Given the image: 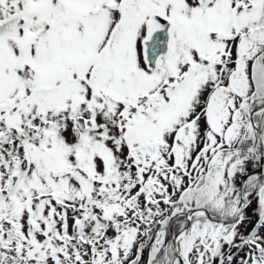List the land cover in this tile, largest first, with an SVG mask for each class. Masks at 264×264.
Returning a JSON list of instances; mask_svg holds the SVG:
<instances>
[{
	"label": "snow or ice",
	"instance_id": "1",
	"mask_svg": "<svg viewBox=\"0 0 264 264\" xmlns=\"http://www.w3.org/2000/svg\"><path fill=\"white\" fill-rule=\"evenodd\" d=\"M0 264H264V0H0Z\"/></svg>",
	"mask_w": 264,
	"mask_h": 264
},
{
	"label": "rangeland",
	"instance_id": "2",
	"mask_svg": "<svg viewBox=\"0 0 264 264\" xmlns=\"http://www.w3.org/2000/svg\"><path fill=\"white\" fill-rule=\"evenodd\" d=\"M248 216L251 217L252 222H250V223L247 225V228L242 229V231H245V232L251 230V228L254 226V222H255V219H256L255 216L253 215V213H252L251 210L248 211ZM69 223H70V225H71V214H70ZM241 255H242V253H241ZM145 257H146V253H145Z\"/></svg>",
	"mask_w": 264,
	"mask_h": 264
},
{
	"label": "trees",
	"instance_id": "3",
	"mask_svg": "<svg viewBox=\"0 0 264 264\" xmlns=\"http://www.w3.org/2000/svg\"><path fill=\"white\" fill-rule=\"evenodd\" d=\"M146 257H147V253H146ZM146 257H145V258H146Z\"/></svg>",
	"mask_w": 264,
	"mask_h": 264
}]
</instances>
